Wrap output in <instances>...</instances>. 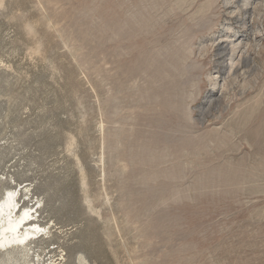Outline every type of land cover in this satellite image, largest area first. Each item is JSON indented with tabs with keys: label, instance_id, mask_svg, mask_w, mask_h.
<instances>
[{
	"label": "rangeland",
	"instance_id": "374dc122",
	"mask_svg": "<svg viewBox=\"0 0 264 264\" xmlns=\"http://www.w3.org/2000/svg\"><path fill=\"white\" fill-rule=\"evenodd\" d=\"M15 188L45 264H264V0H0Z\"/></svg>",
	"mask_w": 264,
	"mask_h": 264
},
{
	"label": "bare ground",
	"instance_id": "6f19581e",
	"mask_svg": "<svg viewBox=\"0 0 264 264\" xmlns=\"http://www.w3.org/2000/svg\"><path fill=\"white\" fill-rule=\"evenodd\" d=\"M220 53H218L217 55H220ZM232 78L234 79L235 77ZM215 103L219 107L222 106V103L219 100ZM216 109L217 108H215V110ZM198 112L199 117L197 118V121L199 124L206 120L207 117L210 115V109L208 108L204 110H202L201 108ZM26 187L27 186H19V189L22 190ZM16 194V188L14 190H6L4 197L0 199V253L3 255L1 260L2 262L6 261L11 264H18L20 262H22V264H45L44 258L47 256L46 252H42L40 249L37 248V246H32L35 241L29 242L28 240L30 238H37L41 235L48 236L50 234V229L46 227L43 228L40 225L30 223L24 225L23 230H18L23 223L22 221L25 218L33 216V212L35 214L39 213L38 210L42 209L41 204L39 201L32 204L31 206L23 204L22 207H26L27 209L23 212L22 216L19 217L17 214L13 215L14 210L18 205L16 200L18 195L16 196ZM23 243L25 244L18 245ZM49 253L52 252L49 250L48 254ZM53 262V260H50L49 264H52Z\"/></svg>",
	"mask_w": 264,
	"mask_h": 264
}]
</instances>
